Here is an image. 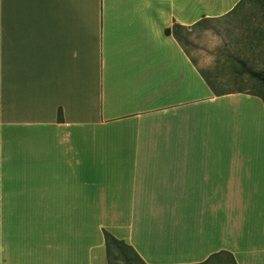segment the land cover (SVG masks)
<instances>
[{"label": "crops", "instance_id": "crops-1", "mask_svg": "<svg viewBox=\"0 0 264 264\" xmlns=\"http://www.w3.org/2000/svg\"><path fill=\"white\" fill-rule=\"evenodd\" d=\"M261 15L264 0H0V264H107L104 230L145 264H264V103L217 88L182 34ZM243 32L256 57L263 26Z\"/></svg>", "mask_w": 264, "mask_h": 264}, {"label": "rangeland", "instance_id": "rangeland-1", "mask_svg": "<svg viewBox=\"0 0 264 264\" xmlns=\"http://www.w3.org/2000/svg\"><path fill=\"white\" fill-rule=\"evenodd\" d=\"M263 26L264 16L255 18L229 17L221 21H210L197 28L193 38L183 34V40L190 45L196 54H200L210 70L208 75L212 83L224 92L245 90L261 93L264 87L249 75V70L264 74V33L255 34L260 46L254 50L253 57L247 56L252 50L245 48V41H250L251 34L243 32L250 24ZM206 264H232L226 258L215 257Z\"/></svg>", "mask_w": 264, "mask_h": 264}, {"label": "trees", "instance_id": "trees-1", "mask_svg": "<svg viewBox=\"0 0 264 264\" xmlns=\"http://www.w3.org/2000/svg\"><path fill=\"white\" fill-rule=\"evenodd\" d=\"M181 30V26L175 25L171 31L167 30L166 33L168 35L172 34V36L176 40H180L179 34L182 32ZM248 72L251 78H253L258 83H261V85H263L264 87L263 73L254 72L252 70H249ZM260 95V98L264 103V96L261 93ZM57 120H62L61 111H58L57 113ZM103 238L107 264H145L143 260L139 257V255L136 253V251L124 241L118 240L112 234L105 230L103 231ZM215 257H220V259L222 257H226L232 262V264H234L232 256L225 252L215 255Z\"/></svg>", "mask_w": 264, "mask_h": 264}]
</instances>
